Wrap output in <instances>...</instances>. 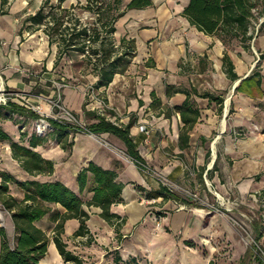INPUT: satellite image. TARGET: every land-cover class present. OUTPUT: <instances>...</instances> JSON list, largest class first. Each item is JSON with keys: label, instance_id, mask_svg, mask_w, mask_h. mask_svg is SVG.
I'll list each match as a JSON object with an SVG mask.
<instances>
[{"label": "rangeland", "instance_id": "obj_1", "mask_svg": "<svg viewBox=\"0 0 264 264\" xmlns=\"http://www.w3.org/2000/svg\"><path fill=\"white\" fill-rule=\"evenodd\" d=\"M172 1L179 4V0ZM159 3L164 5L165 0ZM38 5L39 0H34L27 4L28 10L0 16V82L4 81L2 72L8 67L1 63V54L10 56V65H19L20 56L13 52L15 38L12 39L11 35L15 37L21 30L25 31V19L33 14ZM78 13L84 20L89 16L85 11L79 10ZM263 22L264 15L256 13L253 21L255 38L250 51L237 42L225 47L214 37L208 53L198 58L194 66H186L188 77L182 78L180 87L224 98L222 112H219L216 102L193 95L201 112L200 131L193 137L195 143L189 145L184 155L166 150L161 168L144 167L143 174L148 176L153 188L163 184L181 200L190 202V205L173 200H150L146 198V191L139 190L142 198H139L137 207L142 210V214L136 216L137 220L129 232L124 231L126 237L121 243L110 228L96 232V241L90 247L85 245V239L67 241L71 250L84 256L82 258L86 264H241L244 253L255 245L252 224L264 216V197L260 198L252 191L242 196L240 187L247 180H253V177L258 180L257 175L264 172V59L260 58L261 52L264 53V26L258 33ZM225 51L235 65L239 80L252 75L261 60L259 71L262 84L260 89H255L253 96L237 92L234 89L237 81L232 83L227 78L222 62ZM63 65H60L58 72L65 70ZM82 70L79 66L73 67V80H85L80 86L86 90L87 97L104 101L96 91L88 93L90 87L87 84H93L92 76H83ZM139 71L144 72L138 69L132 75L135 78L131 85L135 90L141 87L140 80L136 78L143 77ZM64 78H59L57 84L61 85ZM67 86L71 87L72 83ZM61 92L63 96V89ZM156 114L153 112V115ZM82 123L89 125L86 120ZM142 126L148 128L149 136L152 127ZM202 133L208 136L202 139ZM200 157L201 161L198 160ZM216 161L217 168L214 169L212 165L213 175L210 177L207 174L208 166ZM12 186L9 194L18 195L21 189L15 184ZM4 197L0 192V198ZM82 199L85 201L84 196ZM131 205L129 203L119 209L132 214L135 210ZM41 225L51 235L54 224L49 216ZM1 230H5L13 246L14 222L11 213L0 202V233ZM258 246L263 251L257 250L256 253L264 260V246L261 242H258ZM118 258L121 259L118 261ZM246 264L260 263L252 258Z\"/></svg>", "mask_w": 264, "mask_h": 264}, {"label": "trees", "instance_id": "obj_2", "mask_svg": "<svg viewBox=\"0 0 264 264\" xmlns=\"http://www.w3.org/2000/svg\"><path fill=\"white\" fill-rule=\"evenodd\" d=\"M12 1L14 0H0V16L9 14ZM65 1L57 0V4H54L53 0H43L39 10L25 19L24 30L31 34L42 31L48 37L50 46L57 45L58 52L54 68H58L62 61L67 59L73 63V67L79 66L83 69V76L92 75L97 78L94 84H87L90 87L88 93L108 88L116 75L125 74L128 71L137 54L135 40L123 38L120 45H117L115 38L117 21L129 10L153 7V0H131L127 4H124L123 0H87L86 4H78L71 8L63 7ZM29 2L31 3V0ZM79 10L87 12L89 15L87 19L84 20L81 17L78 13ZM256 13L260 16L264 15V0H191L185 8L183 16L200 32L217 38L225 47L237 42L246 51H250L255 38L253 21ZM263 26L264 22L258 33L261 32ZM22 34L23 30L20 31V35ZM260 58L264 59V53L261 52ZM261 60L256 66L258 69L236 88L237 92L253 96L255 89L261 88L262 76L259 71ZM222 62L227 78L232 83L238 81L240 76L235 71V65L227 51L224 53ZM150 65L148 63V67H151ZM74 78H66L65 84L72 83V87H77L86 82L85 80L75 82ZM176 93L186 95L181 106L164 105L153 92L151 108L160 110L159 115L164 114L166 118H171L174 113L180 114L183 126L180 128L179 147L184 150L188 147L190 132L201 116L193 95L208 99L210 102H216L219 105L220 113L224 98L212 94H199L195 89L167 86L168 97H172ZM38 95L40 94L38 93ZM86 105L87 103L83 108L85 115L97 121L87 126L89 132L97 135L110 133L118 137L124 142L127 155L140 170L144 171L145 160L140 155L131 135L134 121L131 120L127 126L115 124L105 115L87 111ZM140 105H143L142 101H140ZM3 109L32 120H46L53 127V131L50 132L51 134L49 133L51 139L67 152H70L74 145L70 140V135L82 132L80 127L55 118L44 117L36 111L14 102H9L8 106H0V115H2ZM111 114L114 115L113 112ZM49 134L46 136L33 135L29 140L30 147H27L12 141V138L0 128V141H11L13 158L31 176H52L55 172V163L34 150L48 142ZM25 137V134L22 135L21 142L25 141ZM216 168L217 161L214 165V169ZM207 174L211 176L210 171ZM0 175L4 178V182L0 184V192L5 196L0 198V202L11 213L15 229L13 246L10 245L5 230H1L0 264H39L47 256L51 241L55 243L65 264H86L81 256L68 248V243L64 239L66 222L76 219L80 226L72 240L86 238V246H91L94 243L93 235L87 225L90 214L85 210V206L100 208V217L114 229L118 242H122L121 231L127 218L113 212L112 207L123 203L124 184L117 180L118 174L115 170L104 169L96 163L90 162L88 167L81 170L77 176L80 195L60 181L28 180L18 182L6 173L1 172ZM11 181H15L24 192V199L19 201L9 194ZM140 189L145 191L143 188ZM86 190L93 193L90 202H85L82 199L81 195ZM146 197L150 200L163 198L164 201L190 203L181 200L178 195L163 184H160L157 190L147 192ZM53 205L61 206L64 211L57 207L53 208ZM46 216H49L51 223L54 224L51 235L36 225V222ZM252 229L255 245L246 251L241 264H246L252 258L258 260L260 264H264V260L259 258L256 253L257 250L263 251L258 246V242L264 234L263 216L254 221Z\"/></svg>", "mask_w": 264, "mask_h": 264}, {"label": "crops", "instance_id": "obj_3", "mask_svg": "<svg viewBox=\"0 0 264 264\" xmlns=\"http://www.w3.org/2000/svg\"><path fill=\"white\" fill-rule=\"evenodd\" d=\"M18 1L16 0L15 2L14 0V3L12 1L8 15L11 13L18 14L27 9L29 0ZM31 1L33 2L34 0ZM123 1L124 4H127L131 0ZM190 1L179 0V4H174L172 0H165L164 5H160V0H153V7L129 10L117 21L115 33L117 45H120L123 38L135 40L137 54L125 74L116 75L108 88L96 91L98 95L102 96L104 101L96 97H87L86 90L81 88V86H66L63 88L65 105L82 122L86 120L89 125L97 122L92 117L85 115L83 111L85 103H87V111L105 115L115 124L127 126L133 120L131 135L140 155L145 160L146 167L161 168L162 164H164L163 161H165L164 155L168 149L180 155L186 154L189 145H192L193 142L195 143L194 135L200 131L199 122L201 121V116L190 132L188 147L181 150L179 138L180 128L183 123L180 114L174 113L171 118H166L164 114L159 115L160 110L151 108L153 92L162 100L164 105L176 107L183 104L186 95L176 93L172 97H168L167 86L184 89L180 87V82L183 77H188L186 66L190 64L194 66V62L198 58L204 57L214 42V37L200 32L183 16V12ZM42 3L43 0H39V5L33 14L39 10ZM53 3L57 4V0H53ZM86 3L87 0H66L63 3V7L71 8L72 6ZM11 37L12 39L15 38L13 39L15 40L13 52L19 53L20 63L18 66L10 65L11 59L8 58L10 56L5 57L3 53L1 54V63L8 66L2 72L4 88L8 92L20 95V97L33 99L34 105L39 107L36 110L37 113L44 117L55 118L52 107L36 97L38 93L44 96H52L56 91V84L60 82L59 78L62 76L65 77L64 80L66 78H74L72 74L73 63L64 59L61 64L64 63L65 70L58 72L60 66L54 68L58 47L55 44L50 46L48 37L42 31L31 34L25 30L22 35L18 33L15 37L13 35ZM148 63L151 64V67H148ZM21 65L24 67L22 68ZM138 69L144 70V72H138L143 77H136L140 80L139 84L141 87L135 90L131 82L135 78L132 75ZM92 80L94 84L97 78L92 76ZM1 85L2 83L0 82V88ZM142 93H144V96H142ZM140 101L143 102L142 106ZM13 102L20 105L21 99L14 98ZM107 109L111 111H107ZM153 112L157 114L153 115ZM148 116L150 118H147ZM206 117H208L207 112ZM39 121L19 114H13L3 109L2 115H0V128L12 138V141L30 147L29 140L33 135H36L35 126ZM142 125L152 127L153 131L149 136L140 131V126ZM24 134L26 135L25 141L21 142ZM50 134L48 135V142L34 150L55 163V172L52 176L35 177L24 171L18 161L13 158L11 141L6 140L0 141V173H6L18 182L28 180L40 182L60 181L80 195L77 176L81 170L88 167L90 162H94L104 169L115 170L118 174L117 180L124 184V190L122 193L123 203L114 205L112 211L127 218V222L121 231L123 238H125L124 231L129 232L137 220L136 216L142 214V210L137 207L139 198H142L140 192L143 190L140 188H143L147 193L155 191L159 187L153 188V184L148 181V176L143 174L145 171L140 170L126 154L127 148L124 142L113 134L104 133L93 137L83 132L72 133L70 140L73 141L74 145L70 152L64 151L56 141L51 139ZM204 136L207 137L208 135L202 133V139ZM102 140L109 142L110 146L103 144ZM198 153L200 152L198 151ZM198 160L201 161V157ZM157 162H160V164ZM212 165L214 166L215 162L208 166L207 173L210 171V177L213 175ZM257 178L259 179L256 180L253 177V180H247L242 184L240 187L242 196H245L250 191L256 193L260 198L264 195V172L258 174ZM2 181L4 182V178L0 175V184H2ZM14 184L17 185L15 181L9 183L10 189H13L12 185ZM139 190L141 191L139 192ZM13 196L22 200L24 199V192L21 190L18 195L13 194ZM81 196L85 197L86 202H90L93 198V193L86 190ZM152 200L171 201H164L163 198ZM129 203L132 204L131 207L135 210L132 214H127L119 209L120 206H125ZM55 207L64 211L61 206ZM85 210L90 214L87 225L93 235L94 243L96 241V232L103 231L106 228L114 230L100 217V208L85 206ZM46 219L47 216L36 222V225L44 231L48 229L46 230L41 223L46 221ZM79 226L80 223L76 219L66 222L64 234L66 242L79 240H72ZM80 239L86 240V238ZM260 242L264 246V234ZM81 257L84 258L83 255ZM39 264H65L53 241L49 244L47 256Z\"/></svg>", "mask_w": 264, "mask_h": 264}, {"label": "built area", "instance_id": "obj_4", "mask_svg": "<svg viewBox=\"0 0 264 264\" xmlns=\"http://www.w3.org/2000/svg\"><path fill=\"white\" fill-rule=\"evenodd\" d=\"M1 77V76H0ZM64 80V79H63ZM62 80V81H63ZM1 88H0V106H8L9 102H13L14 98H17L14 93L8 92L4 86L3 82H1ZM67 85L65 84V80L63 83L56 84V91L52 96H44V95H38L36 98H40L43 101H45L47 104H49L52 109L54 110L55 119L59 121H65L73 126L80 127L82 129L83 133H86L90 136L97 137V134H92L89 132L87 126H85L82 121L72 112L69 108L66 107L62 92L61 90L65 88ZM19 99H21L20 105L24 106L27 109L31 110H38L39 107L34 105V100L27 97H20V95H17ZM141 131L146 133L147 135L150 133L148 128L145 126L140 127ZM36 134L40 136H46L50 132L53 131V127L44 119H40L39 122L36 124ZM99 135V134H98ZM99 137V136H98ZM103 144L110 146L109 142L106 140H102ZM146 167V166H144ZM262 205L264 207V200H262ZM264 217V216H263Z\"/></svg>", "mask_w": 264, "mask_h": 264}, {"label": "water", "instance_id": "obj_5", "mask_svg": "<svg viewBox=\"0 0 264 264\" xmlns=\"http://www.w3.org/2000/svg\"><path fill=\"white\" fill-rule=\"evenodd\" d=\"M246 78V77H245ZM244 78V79H245ZM243 80V79H242ZM242 80H239V81H237L236 83H235V85H234V89H236L237 88V86L240 84V82L242 81Z\"/></svg>", "mask_w": 264, "mask_h": 264}, {"label": "bare ground", "instance_id": "obj_6", "mask_svg": "<svg viewBox=\"0 0 264 264\" xmlns=\"http://www.w3.org/2000/svg\"><path fill=\"white\" fill-rule=\"evenodd\" d=\"M218 53H219V52H218ZM217 62H218V67L220 68V61L218 60Z\"/></svg>", "mask_w": 264, "mask_h": 264}]
</instances>
